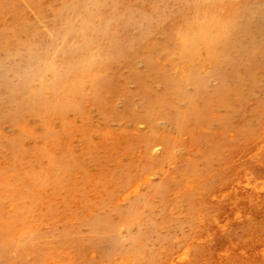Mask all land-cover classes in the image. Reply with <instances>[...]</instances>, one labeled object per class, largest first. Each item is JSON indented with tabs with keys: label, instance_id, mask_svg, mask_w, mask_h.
Returning <instances> with one entry per match:
<instances>
[{
	"label": "rangeland",
	"instance_id": "rangeland-1",
	"mask_svg": "<svg viewBox=\"0 0 264 264\" xmlns=\"http://www.w3.org/2000/svg\"><path fill=\"white\" fill-rule=\"evenodd\" d=\"M0 264H264V0H0Z\"/></svg>",
	"mask_w": 264,
	"mask_h": 264
},
{
	"label": "bare ground",
	"instance_id": "bare-ground-1",
	"mask_svg": "<svg viewBox=\"0 0 264 264\" xmlns=\"http://www.w3.org/2000/svg\"><path fill=\"white\" fill-rule=\"evenodd\" d=\"M84 2H85V0H84ZM88 2V1H87ZM105 4V3H104ZM80 7V6H79ZM81 10V9H80ZM141 10H139V12H140ZM138 11H137V13H139ZM84 13V12H83ZM90 13V12H89ZM136 13V12H135ZM141 13V12H140ZM90 15V14H89ZM141 16V15H140ZM139 16V17H140ZM89 18V17H88ZM149 18V17H148ZM209 18H210V16H209ZM103 19V18H102ZM137 19V18H136ZM211 19V18H210ZM145 20H147V19H145ZM96 21H98L97 19H96ZM111 21H113V20H111ZM211 21H212V19H211ZM85 22V21H84ZM92 22V21H91ZM90 22V23H91ZM118 22H120V21H118ZM128 22V21H127ZM133 22V21H132ZM205 22V21H204ZM203 22V23H204ZM214 22V21H213ZM87 23V22H86ZM138 23V22H137ZM147 23H148V21H147ZM216 23V22H215ZM94 24V23H93ZM108 24V23H107ZM142 24H143V22H142ZM124 25V24H123ZM204 25V24H203ZM207 25V24H206ZM121 26V25H120ZM129 26H132V25H129ZM116 27H118V26H116ZM122 27V26H121ZM125 27V26H124ZM149 27V26H148ZM107 28V27H106ZM127 28V27H126ZM128 29V28H127ZM133 29H134V27H133ZM139 29V28H138ZM137 29V30H138ZM83 30H85V29H83ZM126 30V29H125ZM132 30V29H131ZM141 30V29H140ZM75 31V30H74ZM74 31H72V34H73V32ZM95 31H96V29H95ZM144 31V30H143ZM149 31V30H148ZM71 32V31H70ZM104 32V31H103ZM69 34V33H68ZM78 34V33H77ZM94 34H97V33H94ZM99 34V33H98ZM74 35V34H73ZM79 37V36H78ZM84 65V64H83ZM89 66V65H88ZM86 72V71H85ZM13 196V195H12ZM12 199V198H11ZM23 209V208H22ZM23 211V210H22ZM26 212V211H25ZM22 215V214H21ZM20 215V216H21ZM27 216V215H26ZM28 221V220H27ZM95 223V222H94ZM20 225V224H19ZM22 225V224H21ZM32 225V224H31ZM17 226V225H16ZM23 226V225H22ZM106 228V227H105ZM108 228V227H107ZM107 228H106V230H107ZM140 228V227H139ZM14 229V228H13ZM32 229H33V227H32ZM92 229V228H91ZM30 230V229H29ZM102 230V229H101ZM109 230V229H108ZM139 230V229H138ZM26 231V230H25ZM95 231V230H94ZM15 232V231H14ZM18 232V231H17ZM28 232H30V231H28ZM33 232V231H32ZM25 234L26 235V233H24V232H21V234ZM101 233H103V232H101ZM100 233V234H101ZM109 233V232H108ZM111 233V232H110ZM109 233V234H110ZM141 233V232H140ZM35 234V233H34ZM38 234V233H37ZM139 234V233H138ZM16 235V234H15ZM140 235V234H139ZM153 235V234H152ZM7 236V235H6ZM38 236H39V234H38ZM106 237V236H105ZM140 237V236H139ZM7 238H8V236H7ZM109 238V237H108ZM141 238V237H140ZM30 241H32V240H30ZM34 241V240H33ZM32 241V242H33ZM43 241V240H42ZM137 241H141V239H138ZM35 242V241H34ZM37 242H39V241H37ZM34 244V243H33ZM36 244V243H35ZM34 244V245H35ZM37 245V244H36ZM194 245V244H193ZM192 245V246H193ZM22 251V250H21ZM28 251V250H27ZM19 252V251H18ZM25 252V251H24ZM191 252H192V248L190 247V246H188V245H186V246H184L183 247V249H182V252H181V255H180V259H181V261H185V260H188V259H190L191 257H192V254H191ZM198 254H200V253H198ZM202 254V253H201ZM17 256H18V254H17ZM198 256V255H197ZM3 258V257H2ZM16 259V258H15ZM19 259V258H18ZM24 259V258H23ZM3 261V260H2ZM1 261V262H2ZM8 261V260H7ZM19 261V260H18ZM10 262V261H9ZM12 262V261H11ZM14 262V261H13ZM17 262V261H16Z\"/></svg>",
	"mask_w": 264,
	"mask_h": 264
}]
</instances>
